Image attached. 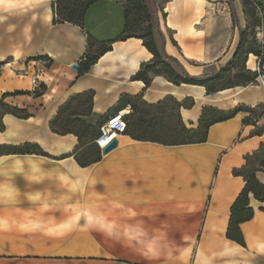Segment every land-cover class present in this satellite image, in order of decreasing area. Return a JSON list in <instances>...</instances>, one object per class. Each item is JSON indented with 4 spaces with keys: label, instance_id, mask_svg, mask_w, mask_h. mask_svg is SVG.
Returning <instances> with one entry per match:
<instances>
[{
    "label": "crops",
    "instance_id": "0c3cea01",
    "mask_svg": "<svg viewBox=\"0 0 264 264\" xmlns=\"http://www.w3.org/2000/svg\"><path fill=\"white\" fill-rule=\"evenodd\" d=\"M53 1L0 0V102L28 113L0 108V264H264V201L249 193L253 214L238 224L243 243L227 236L245 185L235 171L264 146V115L239 110L210 124L199 142L163 144L124 132L99 157L92 140L79 143L75 132L50 125L62 105L90 92L72 118L95 126V135L133 96L148 104L167 95L191 100L179 115L196 127L204 106L256 107L264 87L253 81L207 93L153 73L146 85L132 76L153 54L141 38H117L121 0L93 2L82 25L58 20ZM154 1L163 49L190 75L215 72L230 59L229 13L219 26V7L209 0ZM88 37L112 42L79 74ZM254 175L264 184V167Z\"/></svg>",
    "mask_w": 264,
    "mask_h": 264
},
{
    "label": "trees",
    "instance_id": "16d2710c",
    "mask_svg": "<svg viewBox=\"0 0 264 264\" xmlns=\"http://www.w3.org/2000/svg\"><path fill=\"white\" fill-rule=\"evenodd\" d=\"M97 0H54L53 11L58 20L72 22L82 25L83 16L86 9ZM260 6L261 19L256 16L251 23V28L255 29L262 23L264 17V0H253ZM124 8V26L118 39H125L131 36L141 38L143 44L153 54L148 62H143L139 70L132 76L133 79H141L148 85L151 81L150 74H162L169 81L178 84L185 82L189 84L203 85L207 93L216 92L217 90L236 86L245 85L256 81L257 72L246 67L242 73V79L238 82L228 81L225 74L233 70L237 63L243 64L247 61V55L255 53L260 64L264 61V36L262 48L251 49L246 47L247 29L242 27L236 18V12L232 7L231 15L238 29V41L230 59L219 70L210 74L190 75L180 64V62L165 53L163 49L164 36L159 31L157 18V7L154 0H121ZM264 28V26H263ZM158 31L161 43L158 44L155 39V31ZM97 42V41H96ZM112 41L95 43L92 37H88L87 49L79 61V74L87 70L94 63L99 55L103 54L110 48ZM172 64L177 65L176 69ZM242 68V67H241ZM91 101V93L87 92L78 95L73 100L67 101L62 105L56 115L52 118L50 125L53 131L58 133L75 132L79 137V143L92 140L90 149L96 157L100 156V149L94 142L98 132L95 135L93 125L83 121H77L72 115L77 111L78 105H88ZM191 100L178 102L172 95H167L156 103L148 104L142 101L138 96L128 97L127 104L122 103L121 108L129 105L130 113L126 116L127 127L125 132L129 133L132 138L140 140H149L163 144H178L188 142H199L206 139L207 129L210 124L227 119L233 116L239 110L250 111L253 116L261 117L264 115V103L256 107H247L238 105L230 111H222L212 106H204L196 127H188L181 120L179 108L183 105L190 106ZM1 112L7 110L14 115L25 117L26 110L17 109L3 105L0 102ZM115 112V111H114ZM113 113V112H111ZM111 113L107 114L97 125L101 124ZM0 127H2L0 121ZM78 129V130H76ZM31 145H25V148ZM39 151V150H38ZM82 163V162H81ZM264 167V146L251 155L246 156V164L237 169L235 172L243 175L245 185L234 203L231 206L227 236L243 243V238L238 224L241 221L249 219L253 210L248 206V196L251 193L254 198L264 201V184L259 182L254 175L256 168Z\"/></svg>",
    "mask_w": 264,
    "mask_h": 264
},
{
    "label": "rangeland",
    "instance_id": "374dc122",
    "mask_svg": "<svg viewBox=\"0 0 264 264\" xmlns=\"http://www.w3.org/2000/svg\"><path fill=\"white\" fill-rule=\"evenodd\" d=\"M158 4L160 5L163 0H158ZM209 2L217 4L219 7V26L222 22L225 21V18H221L229 13L231 17V24L228 22V43L226 44L227 49L232 50L235 48L236 43L238 41V29L235 25V21L232 19L231 10L234 7L236 12L237 22L244 28L247 29V44L246 47H251V49H260L262 48L263 36H264V17H263V26L260 23L259 27L255 29L251 28V23L255 19L256 16L261 19L260 6L255 4L253 0H209ZM232 29V33L230 35V30ZM234 51V50H233ZM252 54V55H250ZM247 55V58L250 56L252 58L255 53H250ZM257 58V57H256ZM242 67V68H241ZM246 69V61L241 64V62L237 63L233 70L229 71L225 74V78L228 81L238 82L242 79V73Z\"/></svg>",
    "mask_w": 264,
    "mask_h": 264
},
{
    "label": "built area",
    "instance_id": "2783aa9c",
    "mask_svg": "<svg viewBox=\"0 0 264 264\" xmlns=\"http://www.w3.org/2000/svg\"><path fill=\"white\" fill-rule=\"evenodd\" d=\"M254 70L257 72L256 82L264 87V69L257 58ZM131 108L125 105L123 108L111 113L98 127V135L94 139L95 144L100 151L108 145L113 139H117L123 134L127 127L126 116L130 113Z\"/></svg>",
    "mask_w": 264,
    "mask_h": 264
},
{
    "label": "water",
    "instance_id": "95a60500",
    "mask_svg": "<svg viewBox=\"0 0 264 264\" xmlns=\"http://www.w3.org/2000/svg\"><path fill=\"white\" fill-rule=\"evenodd\" d=\"M73 66V68H77V64H74V65H72ZM116 144H117V139H113L108 145H106L102 150H101V152L102 153H106V152H108L109 150H111L112 148H114L115 146H116Z\"/></svg>",
    "mask_w": 264,
    "mask_h": 264
},
{
    "label": "bare ground",
    "instance_id": "6f19581e",
    "mask_svg": "<svg viewBox=\"0 0 264 264\" xmlns=\"http://www.w3.org/2000/svg\"><path fill=\"white\" fill-rule=\"evenodd\" d=\"M250 55H252V54H250Z\"/></svg>",
    "mask_w": 264,
    "mask_h": 264
}]
</instances>
